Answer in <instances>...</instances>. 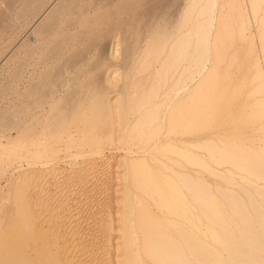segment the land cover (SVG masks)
Returning a JSON list of instances; mask_svg holds the SVG:
<instances>
[{
  "label": "rangeland",
  "instance_id": "374dc122",
  "mask_svg": "<svg viewBox=\"0 0 264 264\" xmlns=\"http://www.w3.org/2000/svg\"><path fill=\"white\" fill-rule=\"evenodd\" d=\"M185 2L0 0V179L18 161L27 163L30 168L33 163H38L36 168L27 171L24 179H18L19 182L14 180L17 182L12 183L11 188L4 190L0 196V214L7 212L11 215L0 226V247H3L0 249L1 264H108L111 258L114 261L116 258L106 250L104 244L110 236L114 237V241L118 240L117 226L125 207L135 212L130 223L138 224L140 220L136 213H156L161 209V200L179 208L184 207L186 191L181 188L182 183L176 174L184 176V173H188L195 179L197 175L208 178L199 159L201 119L199 115V118L195 116L196 124L194 118L189 124L187 121L191 120L185 111L187 105L181 104L188 102L185 100L187 94L184 87L187 90L191 87L183 76L186 64L181 63L175 69H169L167 80L162 82L164 75H161L160 61H164L167 52L157 53L153 44L149 43L152 36L166 31L170 33L174 28L169 34L171 47L181 34L176 29L181 22ZM177 13L179 19L175 17ZM80 19L77 25L65 28L70 21ZM104 21L110 25L107 32L112 30L114 33L111 46L108 45L111 37H107L102 29H93ZM172 22L176 24L175 27ZM176 31L180 34H173ZM41 45L44 53L51 50L59 52L48 62V67L42 69L38 65ZM154 53L158 54L159 59H154ZM82 56L84 60L72 64V59ZM95 59L101 64L94 72L100 73L107 95L110 93L106 96L107 113H75L72 118L61 111L52 110L51 106L71 86L76 72ZM120 62V66H115ZM35 67L41 69L43 74H36L29 79ZM158 73H161L160 78L163 76L162 80L158 78ZM175 80L179 83H176L177 86ZM172 83L179 88L171 87ZM56 90L58 93L55 94ZM152 92L158 93V98H151ZM140 100L148 102L144 112L153 107L159 112L154 123L149 117L150 112L143 117L144 112L139 113L134 107ZM71 101L81 104L93 99ZM175 115L181 116H178L180 121ZM185 117H188L187 120ZM143 119H149L148 122L152 124L146 125L145 120L146 124L142 125ZM44 120L50 126L53 124L52 129ZM189 128L193 131L189 132ZM33 135L34 139L37 136L36 140ZM48 136L56 137L57 141L52 139L54 144L50 142L49 146L46 143ZM39 140L41 143L44 141L46 146ZM194 154L200 156L195 157ZM133 168H136L135 171L147 172L146 184L149 185L151 179L155 180L152 187L148 186L155 194H147L137 188V183L130 176L134 172ZM208 179L211 181L212 177ZM21 181L24 182L21 184ZM23 197L28 203L25 220L30 227L32 223L34 225L33 231L29 227L24 235L18 227L20 220L17 211ZM46 211L54 216L48 215ZM17 241L20 243L17 244ZM24 257L27 259L24 260ZM4 259H8V262Z\"/></svg>",
  "mask_w": 264,
  "mask_h": 264
},
{
  "label": "bare ground",
  "instance_id": "6f19581e",
  "mask_svg": "<svg viewBox=\"0 0 264 264\" xmlns=\"http://www.w3.org/2000/svg\"><path fill=\"white\" fill-rule=\"evenodd\" d=\"M185 1V7L182 5L184 11L182 16H180L181 22L176 29L181 34L177 33L178 31L173 33L180 35L172 42L171 47H169V39L171 37H169V34L173 32L174 28L172 27L169 28V31L172 28L170 33L166 31L161 35L152 36L149 43L153 44V49L157 53L167 52L164 61H160L162 63L160 65L162 74H160L164 75V80L161 79L163 76L160 78L159 73L157 75L162 82L164 81L165 83L170 70L175 69L178 64H186V68H182L184 69V72L182 71L184 75L180 73L181 76L183 75L186 78V82H190L191 87L188 90L184 87L187 94L185 100L187 99L188 102L180 103L187 105V107L184 106L186 107V110H184L191 120L187 121L189 124L193 121L191 118H194V121L196 120L195 116L198 117L199 115L201 119L202 124L199 135L201 142L198 145L201 150V156L199 153L200 158H198L208 173V178L212 177V180L210 181L208 178L199 175L195 179L188 173H184V176L176 174L182 183L181 188L186 191L184 207L179 208L174 204H169L168 201L161 200V209L156 211V213L137 212V218L140 221L135 225L130 223L131 216L135 212L125 207L122 211L121 221L117 226L118 237H116L118 240L114 241V237L111 238L110 236L104 244L106 250L111 254L113 253L115 256L113 257L116 258L115 261L111 258L108 264H114V262L120 264H264V0ZM23 5L25 6V3ZM10 6L12 7V5ZM176 15L175 17L178 18L179 14L177 13ZM175 19L173 20L175 21ZM80 21L81 19L72 20L66 24L65 28L77 25ZM170 21H172L171 18ZM108 26H110L109 22L106 24L104 21V23L97 24L93 29H102V32L107 34V37H111L110 42H108V45L110 44L111 46L114 33L112 30L107 32ZM40 48L42 53L38 65L42 66L40 67L42 69L48 67V62L55 55H59V52L56 53L51 50L44 53L43 45ZM112 48L115 47L112 46ZM134 51H136V48ZM83 58L85 57L72 59V64L84 60ZM157 58L158 54L155 55L154 59ZM100 64L101 61L98 62L96 59L90 61L87 65L84 64L85 67L76 72V80H73L69 89L62 95L59 93L60 99L56 100V103L53 102L55 103L54 106L49 105L52 110L61 111L60 113L68 114L71 117L75 113L95 115V113L102 114L104 112L105 114L108 110L107 97L110 93L107 95L100 73L94 72ZM121 64V62L120 64L116 63L115 66H120ZM40 70L37 67L33 68L29 74V79H32L36 74H41L42 76L43 73ZM176 72H173V74H176ZM171 77L170 81L173 79ZM177 82H175L176 86L179 84ZM180 87L182 88V86ZM174 88L179 87L174 86ZM174 88L173 90H175ZM56 92L58 93L57 90L55 94ZM176 93L173 92V94ZM157 96L158 93L155 92L150 94L153 99L158 98ZM181 96L178 95V97ZM83 98L89 99V101L93 99V101L81 104L71 101ZM183 99L182 101H184ZM74 101L76 102V100ZM147 103V101L140 100L136 103L137 106L135 105L134 107L137 108L136 110L139 113H143L148 106ZM154 108L146 109L143 117L145 113L150 112L148 114H150L149 117L153 121L157 114L159 115V112L156 111L157 109ZM196 112L198 113L196 114ZM183 115L186 116L185 114ZM45 116L47 118V115ZM178 116L181 118L180 115ZM178 116L176 117L178 118ZM67 119L69 120L68 117ZM143 120L144 124L142 125L146 124L145 120H147L146 125H149V119ZM44 122L46 123V120ZM49 124H47L48 127L53 125L52 123L51 126ZM142 125L141 127H143ZM51 129H49L50 132ZM188 130L189 132L193 131L190 128ZM29 137L27 136V138ZM36 137L34 139L33 135L34 140H36ZM43 139L46 140V138ZM52 139L56 140V137L48 136V142L46 143L53 142ZM43 143L45 145L44 141L41 144ZM29 145L27 144V146ZM189 148L191 147L189 146ZM198 155H195V157ZM37 165L38 163H33L31 168L34 169ZM9 168L3 178L0 179V196L4 190L13 185L12 183L15 184L17 182H13L14 180L24 179L27 171L31 169L27 163L24 164L20 161ZM135 169L130 176L137 183V188L147 194H155V192L148 189V186L152 187L155 184V180L151 179L152 182L149 185L146 184L147 172L135 171ZM142 180L144 181L141 182ZM23 182L21 181V184ZM6 200L8 199L6 198ZM25 200V197H23L17 209L20 220L18 227L23 235L24 232H28L27 230L30 227L25 220L28 215L25 214V211H27V202ZM49 206L51 208V205ZM47 214L50 215L49 212ZM10 216L7 212L0 214V226L3 222L5 223V221L9 220ZM155 216L158 218H155ZM32 225L30 228L33 231ZM110 227L111 225H109L108 229ZM50 237L52 236L50 235ZM18 243L20 242L17 241ZM44 244L46 245V242ZM98 244L97 242V246L95 245L97 248ZM22 247L21 245L19 246L21 249ZM110 256L112 257V255ZM25 257L24 260L27 259ZM4 260L8 262V259ZM5 264L7 263L5 262Z\"/></svg>",
  "mask_w": 264,
  "mask_h": 264
}]
</instances>
